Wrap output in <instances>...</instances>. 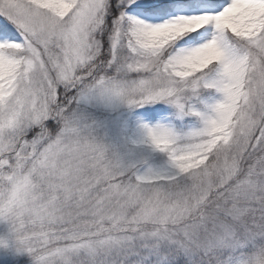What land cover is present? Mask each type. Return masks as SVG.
I'll use <instances>...</instances> for the list:
<instances>
[{
  "label": "snow or ice",
  "instance_id": "obj_1",
  "mask_svg": "<svg viewBox=\"0 0 264 264\" xmlns=\"http://www.w3.org/2000/svg\"><path fill=\"white\" fill-rule=\"evenodd\" d=\"M0 264H264V0H0Z\"/></svg>",
  "mask_w": 264,
  "mask_h": 264
}]
</instances>
